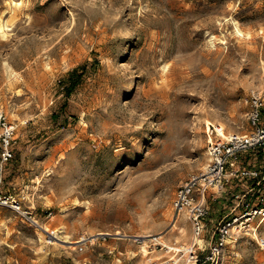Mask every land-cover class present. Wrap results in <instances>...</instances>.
Listing matches in <instances>:
<instances>
[{"label": "rangeland", "instance_id": "rangeland-1", "mask_svg": "<svg viewBox=\"0 0 264 264\" xmlns=\"http://www.w3.org/2000/svg\"><path fill=\"white\" fill-rule=\"evenodd\" d=\"M252 88L264 0H0V108L18 124L0 191L27 211L0 207V264H185L177 189L209 161L208 126L252 130ZM233 167L256 174L209 191L196 264H264V144Z\"/></svg>", "mask_w": 264, "mask_h": 264}, {"label": "built area", "instance_id": "built-area-1", "mask_svg": "<svg viewBox=\"0 0 264 264\" xmlns=\"http://www.w3.org/2000/svg\"><path fill=\"white\" fill-rule=\"evenodd\" d=\"M250 104L249 119L253 125L250 132L239 134L228 132L220 123L208 126L209 161L205 168L198 174H193L177 189L174 199V207L177 212H185L192 227V243L188 247L190 257L185 264H196L198 256L196 245L200 240L205 226L206 218L209 215L208 194L223 192L227 182L232 177L240 175L256 174L255 171L246 167H233L227 169L229 162L236 160L241 151L255 148L264 144V124L260 125L261 113L264 108V88H252L248 97ZM18 124L9 120L8 116L0 108V174L4 171L6 163L13 157V143L16 136ZM9 207L17 212L24 210L21 200L16 196L0 191V207ZM255 213L264 214V206L256 209ZM225 224L220 229V244H224L229 233V226ZM195 255V258H194ZM172 258L154 264H177Z\"/></svg>", "mask_w": 264, "mask_h": 264}, {"label": "bare ground", "instance_id": "bare-ground-1", "mask_svg": "<svg viewBox=\"0 0 264 264\" xmlns=\"http://www.w3.org/2000/svg\"><path fill=\"white\" fill-rule=\"evenodd\" d=\"M5 28V27H4ZM181 228V227H180ZM44 229H47V227H45L44 226ZM116 232V231H115ZM101 233H108V232H97V233H95V235L96 234H101ZM115 234V233H114ZM116 234H121V232L120 231H117L116 232ZM51 235H52V239H51V241H53V240H55V239H60L61 241H64V242H76V241H78V240H76V241H68L67 239H62V238H60V236L59 235H57V234H55L54 232H52L51 233ZM124 235V234H123ZM95 238H96V236H95ZM94 239V238H93ZM153 239H158V237H154ZM193 239V238H192ZM95 240V239H94ZM158 241H160V240H158ZM162 243L164 244V245H166V246H170V249H172V248H174V246H171V245H168L165 241H162ZM143 248V247H142ZM176 249H179L178 247H175ZM183 248H186V252H188V255H190V250H188L187 249V247L185 246V245H183ZM144 250H146L145 248H143ZM148 252V251H147Z\"/></svg>", "mask_w": 264, "mask_h": 264}, {"label": "trees", "instance_id": "trees-1", "mask_svg": "<svg viewBox=\"0 0 264 264\" xmlns=\"http://www.w3.org/2000/svg\"><path fill=\"white\" fill-rule=\"evenodd\" d=\"M75 70H76V69H74V70L72 71V73L75 72ZM74 85H75V82H71V83H70L69 88H68L69 92L72 90V88L74 87Z\"/></svg>", "mask_w": 264, "mask_h": 264}]
</instances>
